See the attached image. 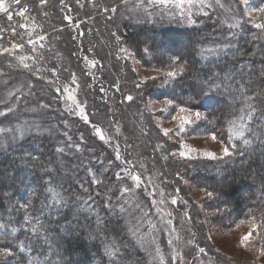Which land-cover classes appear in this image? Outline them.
Listing matches in <instances>:
<instances>
[{"label":"rangeland","instance_id":"rangeland-1","mask_svg":"<svg viewBox=\"0 0 264 264\" xmlns=\"http://www.w3.org/2000/svg\"><path fill=\"white\" fill-rule=\"evenodd\" d=\"M3 2L8 11H0V112L5 113L0 116V129H5L0 131V143L6 148L0 147V158L31 138L48 136L56 141L57 148L65 149L59 152L63 166L68 168L63 154L75 157L84 178L86 174L92 176L97 168L98 179L106 172L100 170L98 174L99 166H114L111 179L115 187L118 185L114 204L103 203L90 188L82 186L86 199L94 197V202L90 200L83 210L104 213L103 206L112 207L125 232L123 238L141 257L140 264H264V196L256 192V205L234 214L220 188L226 182V168H233L237 154L255 143L249 134L252 119L257 116L255 112L251 120L247 119L252 112L248 110V95L244 94H248V88L241 81L234 87L243 93H225L221 92V84L211 91L215 95L201 99L177 89L180 77L171 78L165 85L163 75L173 70L175 58L188 64L182 53L189 52L186 50L193 41L199 70L212 72L208 68L211 65L216 68L228 60L237 61L240 50L245 55L248 52L249 57V48H258L253 42L264 36V30L251 22H264V14L258 11L264 7V0H249L248 5L243 0H221L223 8L215 4L208 8L205 3L203 10L199 0L194 7L187 0L183 7H177L179 0L164 4L160 0ZM189 18L197 23L189 24ZM237 21L240 27L230 29L229 25ZM222 45L230 47L219 51ZM145 47L148 53L143 51ZM202 49H216L217 54L205 51L204 59ZM21 57L25 58L23 63ZM259 58L243 60L244 66L247 62L254 66ZM24 64L29 68L25 69ZM244 66L240 74H230V68L224 72L232 75L231 82L235 83L243 77ZM190 73L194 88L205 87L195 78L200 74L192 69ZM260 74L264 76V69ZM211 78L216 79L215 75ZM239 94L244 95L239 98ZM127 96L133 100H127ZM229 96L242 99L239 113L226 121L214 120L208 101ZM167 99H173L174 104L165 106ZM188 101H195V106ZM77 105L84 108L83 114ZM181 106L202 113L201 120L186 124L182 131L174 118ZM241 124L246 126L245 136L237 138L233 133L240 130ZM21 130L25 131L23 137ZM72 130L78 132L77 141L73 140ZM166 130H171L168 135ZM97 135H106L109 143L98 144ZM243 139L252 142L244 145ZM113 143L117 147L114 158L107 150V145ZM233 143L236 151L229 157L217 160L204 155L214 152L220 156L223 146ZM74 144H79V149L73 148ZM185 144L196 151L181 156V152L188 151ZM107 158L111 159L109 163L104 162ZM68 170L80 177L73 167ZM128 173L140 180L131 179ZM125 187L131 190L125 193ZM95 202L100 206L93 205ZM253 217L258 228L250 240L244 241L241 238L253 231ZM13 256L7 258V264L16 263L10 261Z\"/></svg>","mask_w":264,"mask_h":264},{"label":"trees","instance_id":"trees-1","mask_svg":"<svg viewBox=\"0 0 264 264\" xmlns=\"http://www.w3.org/2000/svg\"><path fill=\"white\" fill-rule=\"evenodd\" d=\"M195 43V41L191 42L186 50L189 51L188 53H182V56L188 62L186 66L188 65L189 71L186 70L180 76L177 89L187 90L190 92L189 94L201 99L203 96L206 99L210 95H215L211 91H207L203 85L201 88L193 87V73H190V69L200 74L196 75L197 77L195 78L202 82L212 77L216 71V73L223 76H219L217 79V82L220 85L222 84L223 87L221 92H241L240 88L237 90V87L235 89L234 86L236 83H241V81L245 83L243 85L248 88V94L244 93L245 96L248 95V110L252 111L254 109V113L256 112L257 116L256 119H252L253 126L249 134L250 139H253L255 143L246 148L245 152L237 154L238 157L233 168L230 166L226 168V182L222 183L223 186L220 187L223 194L222 198L232 204V209H234V214H236L240 211L242 212L247 206L256 205V203H253L257 199L256 192L259 191V195L264 196V76L260 74V71L264 69V36L253 42L258 43L259 55L257 54L258 48L257 51L249 48V57H247L248 52L245 55L240 50L236 55H240V58L237 57V61L228 60L226 64L224 62L222 66L216 68L211 65L208 68L212 72L199 70L200 67L198 68L196 63L198 61H196ZM254 55L257 58L260 56L261 59L254 61V64L252 63L254 66H250V62H247L246 66H244V61L247 59H257ZM243 66L246 71L244 70L242 73L243 77L240 76L239 81L234 80L235 83H233V81L231 82L233 77H230L232 75L227 76V78L224 76L226 68H230V74L234 72L240 74L243 71ZM259 67L262 68L259 69ZM249 69H252V72H249ZM202 88L204 91H202ZM197 93L200 94L197 95ZM244 94H239L238 97L242 98ZM215 98H213L212 103L208 101L212 105V108H209L211 109L210 115L214 120L216 119L217 121L219 119L221 122L237 115L243 103L242 99H236L234 96L223 97L220 100L218 97L217 99ZM100 106H103V103ZM73 119L76 121V118ZM84 124L89 125L87 122H84ZM102 126L104 127L103 123ZM77 133V131L72 130L73 140L75 141H77ZM86 133L88 134V131ZM106 135H104L105 138ZM96 138L97 143L103 146L109 143L106 139L101 140L98 135ZM107 147V150L112 153L114 158L113 152L117 149L116 145L113 143L111 146L107 145ZM56 148V141L48 136L31 138L23 146L13 150L12 154L4 155L0 158V221L5 225L0 230V247L7 246L14 253L13 260L10 261L15 260V264H29V261H32V264H114L113 261L117 260L116 264H140L141 257L133 252L127 238H123L125 232L121 222L118 223L119 221H117L119 220L117 215L111 211L112 207H104L102 205L106 212H99V217L96 215L98 213L96 210H83V206L91 203V201L94 202V197L90 199L91 201L86 199L82 186L83 188H90L91 192L97 194L96 198L103 203L108 201L109 204H114L118 196L116 192L118 185L116 184L115 187V180L111 179L114 175V166L112 168H110L109 164L105 167L99 166L98 174L100 170H105L106 172L104 174L100 173V178L98 179L95 178L97 168L92 176L86 174L84 178L82 176L84 172L77 165L76 158L63 154L68 168L73 167L75 173H79L80 177L78 178L75 177L77 175L73 176L68 168L66 169L63 166L64 162L61 160ZM107 159H105V163H109L111 160L110 158ZM111 163L113 164V162ZM53 168L55 172L46 171V169ZM119 170L122 171L121 168ZM49 180L62 193L65 203L61 205L48 203L45 205L44 191L48 186ZM97 180L102 182L97 183ZM82 181L84 182L82 183ZM34 189L37 192L36 197L32 195ZM247 193H250V195L244 197ZM30 198L31 204L26 212L20 205L27 204ZM97 203L99 202H95L93 205ZM28 213H31L34 217H39L47 227L46 234L34 237L29 227H21L22 224H25V217ZM32 223L34 224L35 220ZM12 227L18 228L19 231L12 233ZM44 235L47 236V239H44ZM21 241H24L26 245L24 251L19 248ZM29 241H31V251L27 250ZM105 246L111 247L115 253L113 257H108L104 254ZM50 248L58 249V252H49ZM116 252H119V254H116ZM124 254H126V257L121 261L125 256ZM33 257H37V259L33 260Z\"/></svg>","mask_w":264,"mask_h":264},{"label":"snow or ice","instance_id":"snow-or-ice-1","mask_svg":"<svg viewBox=\"0 0 264 264\" xmlns=\"http://www.w3.org/2000/svg\"><path fill=\"white\" fill-rule=\"evenodd\" d=\"M169 2V0H160V3L161 4H164V3H167ZM187 3L191 6H195V3H196V0H187ZM199 3H200V6H201V10H203L204 6H205V3H207V7L208 8H212L214 6V4L218 7H221L223 8L224 5L221 3V0H199ZM243 3L245 5H248L249 4V0H243ZM183 4H184V0H179V3H177V7H183ZM108 9H106L107 11ZM112 11H115L116 9H111ZM0 11H4V12H7L8 11V6H6V4L3 2V0H0ZM258 11L262 14H264V7H260L258 8ZM183 14V13H182ZM205 15H207V13L205 12L204 13ZM20 15H24V12H21ZM191 14H189V17H190ZM248 15L249 17L252 16V10L250 9V11L248 12ZM264 18V17H262ZM9 19H11V17H9ZM189 24H196L197 21L194 20V19H191L189 18L188 21H187ZM254 26L257 28V29H260V30H264V22L262 23H257L255 21V19H253L251 21ZM239 28L240 27V23L239 21H237L235 24H232V25H229V28ZM43 39V38H41ZM29 43H33L32 41H29ZM224 47H230V45H222L221 48L219 49V51H223L224 50ZM7 51V49L5 50ZM121 51H126V49H121ZM143 51L145 53H148L149 52V49L147 47H145L143 49ZM207 51L209 53H212V54H217V50L216 49H202L201 52H200V55L202 56V58L204 59H207V56L204 55V52ZM25 58L24 57H21V63H23V60ZM25 69H28L29 68V65L28 64H24L23 65ZM186 64L184 63H180V58H175L173 60V64H172V68L173 70L171 71H168L166 73H164V84L167 85L169 84L170 82V79L171 78H176V77H180L181 75H183L185 72H186ZM216 79H213V78H209L208 80H205L204 81V84H205V87H206V90L207 91H212L213 89H218L220 87V84L217 82V79L219 78L220 74L219 73H215L214 74ZM228 74L225 73V77L227 78ZM157 77H151V79L155 80ZM146 79H148L146 77ZM137 87H139V85H137ZM57 92L61 91V89L57 88L56 89ZM203 91V90H202ZM200 93H197V95H199ZM127 100L129 101H132L133 100V97L132 96H127ZM185 101L181 100V104H184ZM187 103L195 106L196 102L195 101H188ZM164 104L165 106L167 105H173L174 104V100L173 99H167L164 101ZM77 108H79V111L81 114L84 113V108L80 107V105H77ZM71 111V108L69 109ZM9 112H12V109L9 108L8 109ZM254 109L252 110V112H250L247 116V119L251 120L253 118V114H254ZM5 113L3 112H0V116H4ZM175 119H177L180 124H179V130H184V127L186 124H192L194 123L195 121H198V120H201L202 119V113L200 111H195L193 112L192 111V108L191 107H184V106H181L179 108V115H177L176 117H174ZM83 119L84 120H88V116L87 115H83ZM240 119H244L243 117H241ZM232 124H235V121H232L231 122ZM245 129H246V126L241 124V127H240V130L236 131L233 133L234 136H236L237 138H243L245 136ZM0 131H5V129H0ZM37 131H40V129L38 128ZM46 131V130H45ZM171 131V130H166L165 131V135H168V132ZM232 128L230 127L229 128V132H232ZM25 134V131L24 130H21L20 132V137H23ZM12 139H18V137H15L13 136ZM70 139V138H69ZM100 139L101 140H104L105 137L103 135L100 136ZM212 139L215 140L216 139V134L213 133L212 134ZM227 139L231 140L232 139V136H228ZM252 141L248 140V139H243V144L244 145H248L250 144ZM67 146V145H66ZM0 147H5L6 148V144H3V143H0ZM73 148H77L79 149L80 145L79 144H74L72 145ZM185 149H188V146L185 144ZM64 148L63 147H60V148H57V151L60 152V153H63L64 152ZM191 151H196V149H188L187 152H181L180 155L181 156H185V155H188L189 152ZM236 151V144L233 143L231 145H228V144H225L222 148V152H221V155L220 156H217L216 153L214 152H205L204 155L206 156H211L213 159H223L224 157H229L231 156L234 152ZM46 171H49V172H55V169H46ZM89 172L92 171V169H88ZM117 175H119V173H117ZM128 175L131 177V179L133 180H136V181H139L140 180V177L139 176H132L131 173H128ZM97 183H101L102 181L101 180H97L96 181ZM137 187H139V184H137ZM131 189L129 187H125L124 188V192L127 193L129 192ZM209 196H213V193L209 192L207 193ZM33 197H36L37 196V192L36 190L34 189L33 190V193H32ZM44 203L45 205H47L48 203H52V204H55V205H61L62 203H65V199H64V196L62 195V193L58 190L57 186H54L53 185V182L51 180L48 181V186L46 187L45 191H44ZM173 204L176 203L175 200L172 201ZM31 204V198L30 200L28 201L27 204H21L20 207L25 209L26 212L29 208V205ZM123 210V209H122ZM97 217H99V213H96ZM35 220V223L33 224L32 221ZM243 223V221H242ZM29 227L30 228V232L33 234L34 237L40 235V234H46L47 233V227L43 224V222L39 219L38 216H32L31 213H28L25 217V224H22L21 227ZM5 225L3 223H0V228H4ZM258 228V225H256L255 223V217L252 218V229L253 231L247 233L245 236H243L241 239L244 240V241H248L251 239L252 235L254 234L255 230ZM11 231L12 233H16L17 231H19L18 228L16 227H12L11 228ZM95 238V237H93ZM44 239H47V236L44 235ZM19 248L21 251H24L25 248H26V245H25V242L24 241H21L19 243ZM27 250L28 251H31L32 248H31V241H29L28 245H27ZM49 252H58V249H53V248H50L49 249ZM104 254L108 257H113L115 255V253L112 251L111 247L110 246H105L104 248ZM13 256V253L11 251V249L9 247H3V248H0V264H7V258L8 257H11ZM37 259V257H33V260ZM29 264H32V261H29Z\"/></svg>","mask_w":264,"mask_h":264}]
</instances>
